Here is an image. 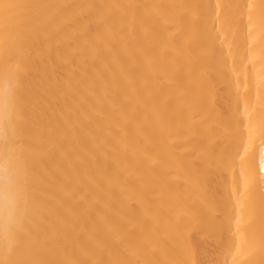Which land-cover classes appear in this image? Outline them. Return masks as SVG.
<instances>
[{"label":"bare ground","instance_id":"6f19581e","mask_svg":"<svg viewBox=\"0 0 264 264\" xmlns=\"http://www.w3.org/2000/svg\"><path fill=\"white\" fill-rule=\"evenodd\" d=\"M3 2L56 6L0 10V73L19 77L47 177L30 258L264 264V0ZM16 146L18 246L37 211L21 104Z\"/></svg>","mask_w":264,"mask_h":264},{"label":"clouds","instance_id":"9594fccd","mask_svg":"<svg viewBox=\"0 0 264 264\" xmlns=\"http://www.w3.org/2000/svg\"><path fill=\"white\" fill-rule=\"evenodd\" d=\"M20 117L19 77L0 73V253H11L25 225L28 194L17 149Z\"/></svg>","mask_w":264,"mask_h":264},{"label":"snow or ice","instance_id":"6c2138e0","mask_svg":"<svg viewBox=\"0 0 264 264\" xmlns=\"http://www.w3.org/2000/svg\"><path fill=\"white\" fill-rule=\"evenodd\" d=\"M55 5H21L4 3L0 0V10L3 13H7L14 9L28 8V9H41V8H54ZM251 8V5L248 6ZM43 13L31 14L28 18V24L31 27L39 31L44 27L45 21L42 19ZM25 53V45L23 40H17L13 43L12 51L10 52V59H15L16 56H23ZM19 66L23 65L19 62ZM21 113L23 117V133L27 142V145L33 155V167L35 172V197L37 201V211L33 221L31 222L26 233L21 237L18 246L15 248L16 255L11 259L8 264H42L39 260L30 258L31 249L29 247L30 242L33 240L34 233L38 228L37 219L40 218L46 209L48 202V192L46 188L47 177L45 171L41 168L42 159L40 156L39 137L36 134V123L32 114V108L26 103L23 95L20 97ZM259 181L264 184V153L261 154L259 162ZM261 252H264V238L260 241ZM3 264V262H0Z\"/></svg>","mask_w":264,"mask_h":264}]
</instances>
